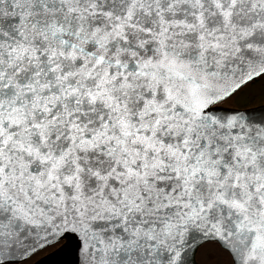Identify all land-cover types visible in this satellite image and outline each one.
Returning <instances> with one entry per match:
<instances>
[{"label": "snow or ice", "instance_id": "6c2138e0", "mask_svg": "<svg viewBox=\"0 0 264 264\" xmlns=\"http://www.w3.org/2000/svg\"><path fill=\"white\" fill-rule=\"evenodd\" d=\"M69 235L264 264V0H0V264Z\"/></svg>", "mask_w": 264, "mask_h": 264}, {"label": "water", "instance_id": "95a60500", "mask_svg": "<svg viewBox=\"0 0 264 264\" xmlns=\"http://www.w3.org/2000/svg\"><path fill=\"white\" fill-rule=\"evenodd\" d=\"M56 244L58 245L54 249L36 259L39 260L38 264H74L76 252L78 251L76 249V240L69 235L68 238L62 239ZM61 245H64L63 249H61ZM57 249L60 250L54 252Z\"/></svg>", "mask_w": 264, "mask_h": 264}, {"label": "rangeland", "instance_id": "374dc122", "mask_svg": "<svg viewBox=\"0 0 264 264\" xmlns=\"http://www.w3.org/2000/svg\"><path fill=\"white\" fill-rule=\"evenodd\" d=\"M245 106H249L251 103H254L251 106H256L259 105L261 103V96L259 94V91H255L253 95L247 97L244 101H243ZM48 249V248H47ZM50 249V248H49ZM43 253V252H41ZM40 252L36 254V256H34L32 259L35 260L37 259V257L41 254ZM42 255V254H41Z\"/></svg>", "mask_w": 264, "mask_h": 264}, {"label": "flooded vegetation", "instance_id": "af4514ba", "mask_svg": "<svg viewBox=\"0 0 264 264\" xmlns=\"http://www.w3.org/2000/svg\"><path fill=\"white\" fill-rule=\"evenodd\" d=\"M255 106V105H254ZM248 107H251L250 105L248 106ZM59 244V243H58ZM58 244H55V245H53V246H50L48 249L47 248H45V249H43L41 252H43V253H41L42 255H44V254H46L47 252H49V251H51L52 249H54ZM39 253V252H38ZM39 255L38 257H37V259L39 258V257H41L42 255ZM36 260V259H35Z\"/></svg>", "mask_w": 264, "mask_h": 264}, {"label": "trees", "instance_id": "16d2710c", "mask_svg": "<svg viewBox=\"0 0 264 264\" xmlns=\"http://www.w3.org/2000/svg\"><path fill=\"white\" fill-rule=\"evenodd\" d=\"M253 104H254V103H251L250 106L253 105Z\"/></svg>", "mask_w": 264, "mask_h": 264}]
</instances>
